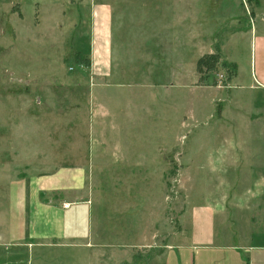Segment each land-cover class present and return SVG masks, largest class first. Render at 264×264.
Listing matches in <instances>:
<instances>
[{
	"label": "rangeland",
	"instance_id": "rangeland-1",
	"mask_svg": "<svg viewBox=\"0 0 264 264\" xmlns=\"http://www.w3.org/2000/svg\"><path fill=\"white\" fill-rule=\"evenodd\" d=\"M93 1L107 7L114 0H0V210L4 208L11 218L12 211L8 208L13 203L12 197H18L24 188L28 191L30 182L49 179L65 168L86 167L87 170L82 171L86 187H91L93 182L94 193L104 195L103 206L106 204L111 214H117V223L121 227L138 226L140 216L144 214L143 220L151 221L150 226L161 231L160 235L142 237V242L146 243L144 246L135 244L133 247V263L141 264L143 261L145 264L150 261V254L156 253L157 247L171 242L172 233L187 231V212L191 203L194 207L205 203L206 195L216 196L220 203L226 190L222 179L226 173L221 171L220 155L214 157L217 164L213 170L207 164L210 158L207 154L211 148L220 151L222 138L217 137L220 133L208 138L202 130L212 123L206 124L207 119L216 121V118H221L223 108L219 99L209 98L208 90L180 88L176 91V43L171 39L176 33V0H165V20L155 29L167 33L169 38L164 36V40L155 42L151 36L139 35L141 24L147 23L153 30L152 2L145 0L144 6V0H126L134 9L127 20V35L133 39L128 45L134 46L129 47L134 51L140 44L144 46L152 42L140 60L137 57L126 60L120 45L114 43L112 66L108 45H104L102 52L92 43ZM134 5L142 6L137 9ZM169 7H173L170 12ZM198 9L209 24L211 18L220 21L232 13L237 18L243 12L244 16L239 18L235 28L251 25L257 9L260 14L256 19L264 18V0H201ZM123 11L122 6L121 15ZM124 63L128 66L124 69L132 68L134 71L131 78L135 85L122 90H103L100 93L103 104L112 106L117 102L120 106L127 100L128 103L137 100L134 101L137 105L141 96L144 104L145 90H138L140 87L137 86L144 83L145 72L153 69L157 74L161 73L155 78L159 79L157 83L165 95L162 101L164 118L149 117L146 122L143 118L146 112L140 108L129 109L125 104L118 123L123 126L127 121L130 127L134 126L132 132L148 136L147 139L128 138L115 143L99 137L88 139L87 132L92 131L94 125L97 131L107 129V135L109 127H113L109 119L105 120L106 125L93 123L98 117H92L90 89L93 84L108 85L109 68L119 69ZM101 67L106 76L98 72ZM204 77L206 82L199 83L198 79L197 86L226 91L230 83H223L224 69L220 65L215 72ZM115 79L119 81L122 77ZM212 82L216 86H212ZM205 97L209 100L203 99ZM151 111H156V108L149 109L150 116ZM253 127L257 132L259 125L254 124ZM120 137L124 138V135ZM245 145V150L250 153L245 159L253 162L262 158L260 152L264 149V138L246 141ZM130 150L133 152L128 154ZM92 151L95 155L93 161H89ZM112 152L117 153L115 161ZM134 153L143 156L138 157ZM253 153L256 155L251 156ZM87 155L90 156L87 163L92 166L83 165ZM136 158L145 160L140 162ZM113 161L126 166L113 172L109 165ZM245 190L249 192L253 188L246 187ZM260 192H256V205L263 218L264 195ZM52 193L56 200L64 197L62 192ZM113 203H116L114 211ZM263 222L264 219L261 220ZM235 224L233 221L232 225ZM3 230L0 226L1 234L5 232ZM126 238L129 241L136 237L117 236L120 243H124ZM184 239L187 240L188 236ZM8 247L10 251L6 254L10 259L15 258V264H18L19 246ZM129 253L130 250L122 255L128 256Z\"/></svg>",
	"mask_w": 264,
	"mask_h": 264
},
{
	"label": "crops",
	"instance_id": "crops-1",
	"mask_svg": "<svg viewBox=\"0 0 264 264\" xmlns=\"http://www.w3.org/2000/svg\"><path fill=\"white\" fill-rule=\"evenodd\" d=\"M146 2H152L153 5L154 22L151 26L153 30L147 23L141 24L139 35L151 36L153 42L158 39L164 40V36L169 38L167 33L155 30L159 24L163 25L165 20V0H146ZM200 2L201 0H176V33L171 38L176 43V91L180 88L189 91L208 90L209 98H217L221 101L223 108L221 118L213 121L206 117L205 123H212L202 132L208 138L220 133L217 137L222 138L223 146L220 151L215 148L209 150L207 158H210L207 164L215 170L217 161L214 157L220 155L221 171L226 173L222 178L225 181L223 189L226 188V190L223 191L220 203L216 196L208 197V195L205 196V203L199 206L194 207L191 203L190 210L188 208L187 212L186 222L189 225L187 231L172 233L171 242L157 247L156 253L150 254V261L144 263L264 264V222L261 223L264 217L262 218L256 205L258 194L256 192H260L261 189L260 194L264 195V149L260 152L261 159L260 157L258 160L252 159L253 162L249 158L245 159V156H250V153L245 150L246 141L264 138V18L256 19L260 14L257 13V9L252 24L246 28H235L238 26L239 18L244 16L243 12L237 18L235 13L231 16L226 15L223 20H220L221 22L218 18L215 20V17L211 18L210 22L215 23L209 24L198 9ZM93 3L92 43L96 44L99 50H102L104 45H108L111 66L114 59V43L120 45L126 60L133 57H137L138 60L144 58L148 44L152 41L145 43L144 46L140 44L138 50L134 49V51L129 47L132 45H128L133 42V39L127 35L128 15H131V11L134 10L131 3L126 0L122 2L114 0L108 3L107 7L94 1ZM142 5L146 6L145 0ZM142 5L134 6L139 9ZM122 6L124 7L123 15L120 14ZM172 10L173 7H169V12ZM223 27H225L224 30ZM126 36L129 38L127 39ZM127 49L137 53H129ZM216 49L220 52L223 62L232 64L236 68V75L228 84L226 91L197 86L198 59L205 54H212ZM125 67H128L127 63L119 69L110 67L109 84H93L90 89L92 117H98V120L93 123L101 124L102 122L106 125L105 120L109 119L113 127H109L110 133L107 135V129L97 131L94 125L92 131L87 132L90 137L88 139L93 140L99 137L114 143L128 138L147 139L148 136L142 137L137 132H132L134 126L130 127L127 121L123 126L118 123L125 106L129 109L140 108L142 112H146L143 116L146 122L149 117L150 119L160 117L163 120L162 101L165 100V95L162 86L159 82L157 83L159 79L155 78L161 73L157 74V71L153 69L149 70L150 73L147 69L145 70L147 71L145 74L149 73V75L144 74V83L137 86L140 87L138 90H145L144 104L143 96L140 97V103L137 105L134 104L137 100H133L132 103H128L129 100H127L120 106L117 102H113L112 106L103 104L100 99V93L103 90L108 88L122 90L135 85L136 82L131 78L135 75L134 71L132 68L124 69ZM97 70L100 75L106 76L105 72L102 73V67ZM117 76L122 77V80L115 79ZM153 79H155L154 82ZM150 108H156V111H151V116ZM254 124L259 125L257 132L253 127ZM120 135H124V138ZM131 151L133 152L130 150L127 153L131 154ZM111 154H114V158H111L115 161L117 153ZM93 155H95L94 151L90 155L92 158L87 155L83 165L92 166L87 163V158L90 157L89 161H93ZM134 155L143 156L141 153H134ZM136 159L140 162L145 160V158ZM109 165L113 172L121 171L126 166L115 162ZM143 165L144 162L141 166ZM83 169L87 170L86 167L65 168L50 176L49 179L30 182L28 191L24 188L18 197H12L13 203L11 208H8L12 211L11 218L8 217L4 208L0 210V226L5 231L0 233V262L15 264V258L10 259L6 254V251H10L8 245H14L15 248L19 246L20 250L18 264H134L135 244L144 246L146 243L142 242V237L160 235V230L157 231L155 226L153 228L150 226L151 221L143 220L144 214L140 216L138 226L121 227L117 223V214H111L106 204L103 206L104 195L94 193L93 182L91 187H86ZM246 187L253 190L247 192ZM52 192H62L64 197L56 200ZM261 195L258 198L260 202ZM112 206L114 211L116 203ZM233 221H236L235 226L232 225ZM148 231L149 235H147ZM120 235L129 237L134 235L136 238H131L129 241L126 238L124 243H120L117 240V236ZM138 235L141 238H137ZM186 236H188L187 240L184 239ZM140 242L141 244H138ZM128 250H130L128 256L122 255ZM135 251L138 252V250Z\"/></svg>",
	"mask_w": 264,
	"mask_h": 264
},
{
	"label": "trees",
	"instance_id": "trees-1",
	"mask_svg": "<svg viewBox=\"0 0 264 264\" xmlns=\"http://www.w3.org/2000/svg\"><path fill=\"white\" fill-rule=\"evenodd\" d=\"M254 0H248V2ZM224 69L225 79L224 84L230 82V79L236 75V68L232 64L221 61V55L218 49H216L212 54H205L201 56L196 63V71L199 74V83L206 82L205 75L215 72L218 66ZM212 86H216L215 82L211 83Z\"/></svg>",
	"mask_w": 264,
	"mask_h": 264
},
{
	"label": "built area",
	"instance_id": "built-area-1",
	"mask_svg": "<svg viewBox=\"0 0 264 264\" xmlns=\"http://www.w3.org/2000/svg\"><path fill=\"white\" fill-rule=\"evenodd\" d=\"M220 78H223V76H219Z\"/></svg>",
	"mask_w": 264,
	"mask_h": 264
}]
</instances>
